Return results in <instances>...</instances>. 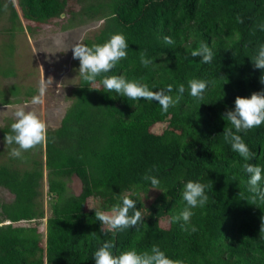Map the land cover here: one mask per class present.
I'll return each mask as SVG.
<instances>
[{
  "label": "trees",
  "instance_id": "1",
  "mask_svg": "<svg viewBox=\"0 0 264 264\" xmlns=\"http://www.w3.org/2000/svg\"><path fill=\"white\" fill-rule=\"evenodd\" d=\"M68 3L18 0L20 15L11 0H0V17L7 5L11 32L23 30L21 17L29 31L55 19H67L60 26L67 29L85 14L103 19L100 32L82 44H103L110 35L122 34L129 47L127 57L97 81L104 75H124L152 91L172 85L166 94L174 103L162 113L156 101L131 100L103 86L89 90L80 78L59 126L47 127L46 140L33 148L35 153L28 150L18 158L30 167L0 165V188L13 195L11 201L0 202V264H95V251L108 241L114 256L150 250L155 244L183 264H264V201L251 203L244 161L223 135L231 125L222 118L234 110L238 96L264 91V70L251 61L264 45V0H95L77 13ZM165 36L174 43H165ZM202 43L212 48L209 64L191 55ZM141 51L152 61L148 67L140 63ZM191 79L209 82L203 100L190 95ZM166 122L162 132L153 131ZM11 124L1 129L3 140ZM239 135L254 153L248 162L264 168V124ZM43 150L44 161L35 158ZM146 173L160 181L157 189L143 179ZM74 176L82 183L79 195L68 189ZM190 180L204 184L209 199L191 209L194 215L184 224L173 217L187 207L182 192ZM260 187L264 189V180ZM121 194L136 204L129 216L139 210L142 221L136 227L100 231L94 210L109 212L121 203ZM44 219L45 234L38 225H17Z\"/></svg>",
  "mask_w": 264,
  "mask_h": 264
},
{
  "label": "clouds",
  "instance_id": "2",
  "mask_svg": "<svg viewBox=\"0 0 264 264\" xmlns=\"http://www.w3.org/2000/svg\"><path fill=\"white\" fill-rule=\"evenodd\" d=\"M6 9L7 5H5ZM237 21L243 23L239 17H237ZM164 41L167 44L174 43V40L168 36L164 37ZM128 47L126 38L122 34H112L105 43L93 44L90 47L77 43L72 47V52L73 58L80 62L78 76L90 85L89 90L99 91L100 86H103L106 91H115L120 96L131 100L156 101L161 106L162 113H167L169 107L174 103L173 97L166 94L172 92V85H168L166 90L152 91L149 90L147 84L129 81L124 75H104L99 82L97 81L98 77L110 72L115 68L117 62L127 57L126 50ZM191 55L192 57H201V62L205 64H209L213 60L212 48L207 43H202L191 52ZM251 61L255 69L264 70V45L260 46L257 55ZM140 63L144 67H148L152 63L144 51L140 52ZM48 83H52V80L40 82L39 95L34 96L31 101L33 105L42 103L41 98L46 92ZM260 83L264 84V75L260 77ZM208 84L209 82L204 80H189L190 95L193 98L203 100V93L208 88ZM178 92L181 96L184 94L185 87L183 84L179 86ZM178 99L179 97H177ZM14 116L15 122L11 124V132L6 133L4 144L6 148L15 145L16 147H12L9 154L14 158H20L22 152L45 142L47 125L34 110L25 111L23 107L18 106ZM222 118L226 120L227 125H231V127L225 128L223 135L229 140L232 151L238 153L244 161L242 170L249 177L247 184L248 191L251 193L249 197L251 203L254 205L258 199L264 201V189L260 187L261 181L264 180V175H262L264 168L248 162L253 159L254 153L250 151L248 145L239 135L241 132H247L264 124V91L254 92L250 98L238 96L235 100L234 110H227L222 114ZM143 179L149 181L153 189L158 188L160 181L155 176L146 173ZM182 198L187 207L179 215L174 216L173 220L176 222L183 220L184 224H189L194 215L191 209L205 206L209 199L205 194V185L191 180L184 185ZM120 199L121 203L114 205L109 212L94 210L96 220L102 224L100 231H104L105 227L110 231L136 227L142 221V213L139 210H135L134 214L129 216V211L136 209L135 202L127 194H121ZM181 227L187 230L184 225ZM191 230L195 232L197 229L193 225ZM260 238L264 239V216L261 217ZM113 247L114 245L110 241L104 242L102 247L94 253L95 264H183L181 260L170 259L155 244L150 250L137 252L135 249H131L115 256L111 252Z\"/></svg>",
  "mask_w": 264,
  "mask_h": 264
},
{
  "label": "rangeland",
  "instance_id": "3",
  "mask_svg": "<svg viewBox=\"0 0 264 264\" xmlns=\"http://www.w3.org/2000/svg\"><path fill=\"white\" fill-rule=\"evenodd\" d=\"M9 4L10 0H2ZM21 15L18 0H11ZM95 0H69L70 8L75 12H81L85 7L93 4ZM66 15L62 16V19ZM20 23L23 30L15 29L12 32L10 10L6 9L0 17V133L4 127H10L15 122L14 113L18 106L25 111L34 110L47 127L57 128L63 118L66 109L73 100V89L79 84L80 77L77 59L73 58L72 47L82 43L85 38H93L103 27L104 20H95L76 16L74 25L67 29H61V23L67 24V19L62 22L55 19L39 27L27 28L28 23L21 17ZM52 80L47 84L46 92L41 98L42 103L33 105L34 96L39 95L40 82ZM3 99L9 103L4 104ZM6 106V107H5ZM168 123L157 124L153 131L162 132ZM12 147L6 148L3 138L0 136V165L13 164L20 168L30 167V162L18 160L10 156ZM26 151L22 152L25 153ZM30 154L35 153L33 149ZM35 158L44 161L43 153L36 152ZM69 192L79 195L82 191L81 181L74 176L68 181ZM47 180L44 177L42 185L44 210L48 215L50 209L47 198ZM13 195L0 188V202L11 201ZM90 208L97 205L89 201ZM106 212V211H105ZM20 226L38 225L40 231L45 234L46 219L40 222H20Z\"/></svg>",
  "mask_w": 264,
  "mask_h": 264
},
{
  "label": "water",
  "instance_id": "4",
  "mask_svg": "<svg viewBox=\"0 0 264 264\" xmlns=\"http://www.w3.org/2000/svg\"><path fill=\"white\" fill-rule=\"evenodd\" d=\"M62 16H64V14Z\"/></svg>",
  "mask_w": 264,
  "mask_h": 264
}]
</instances>
